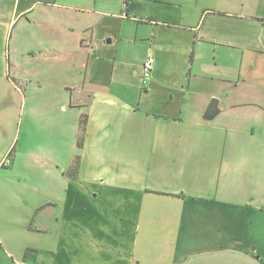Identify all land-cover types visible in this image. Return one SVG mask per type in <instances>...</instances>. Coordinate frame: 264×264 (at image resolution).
<instances>
[{"label": "crops", "instance_id": "crops-1", "mask_svg": "<svg viewBox=\"0 0 264 264\" xmlns=\"http://www.w3.org/2000/svg\"><path fill=\"white\" fill-rule=\"evenodd\" d=\"M0 106L17 262L264 264V0H0Z\"/></svg>", "mask_w": 264, "mask_h": 264}, {"label": "rangeland", "instance_id": "rangeland-1", "mask_svg": "<svg viewBox=\"0 0 264 264\" xmlns=\"http://www.w3.org/2000/svg\"><path fill=\"white\" fill-rule=\"evenodd\" d=\"M5 109V106H0V119L6 118ZM45 119L42 122L37 119L32 121V115L28 114V118L23 123L18 151L14 148L12 153H6L5 146H0V264H22L15 260L14 255L22 254L23 251L21 249L25 245H31L32 243V233L31 231H25L24 226L27 221L21 216L23 209L21 205L19 206V202L14 196L16 194L14 190L21 182L31 180L35 175V171L31 170V159L35 157L30 155L29 152L37 149H42L46 152L53 148L52 142L48 139V125ZM29 132L37 135L43 134L45 138L36 143L29 139H23L26 133ZM0 143L4 145L6 140L2 139ZM15 152L17 155H15ZM46 153L48 154V152ZM44 161L46 162V160ZM3 182L7 185L9 183L10 186L6 189ZM25 209L31 208L30 206H25ZM16 259L20 260L21 258L16 257Z\"/></svg>", "mask_w": 264, "mask_h": 264}, {"label": "built area", "instance_id": "built-area-1", "mask_svg": "<svg viewBox=\"0 0 264 264\" xmlns=\"http://www.w3.org/2000/svg\"><path fill=\"white\" fill-rule=\"evenodd\" d=\"M154 62L155 59L153 56H148L142 66V78H143V83H147L149 79L151 78L152 71L154 68Z\"/></svg>", "mask_w": 264, "mask_h": 264}, {"label": "water", "instance_id": "water-1", "mask_svg": "<svg viewBox=\"0 0 264 264\" xmlns=\"http://www.w3.org/2000/svg\"><path fill=\"white\" fill-rule=\"evenodd\" d=\"M218 102L219 100L217 98H213L207 108V113L208 114H213L217 112L218 110Z\"/></svg>", "mask_w": 264, "mask_h": 264}, {"label": "trees", "instance_id": "trees-1", "mask_svg": "<svg viewBox=\"0 0 264 264\" xmlns=\"http://www.w3.org/2000/svg\"><path fill=\"white\" fill-rule=\"evenodd\" d=\"M82 125H83V128H84L85 127V119H83Z\"/></svg>", "mask_w": 264, "mask_h": 264}]
</instances>
